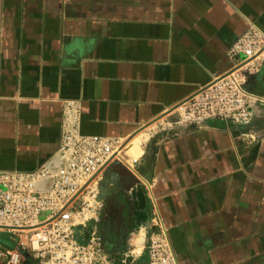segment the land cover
<instances>
[{
    "label": "crops",
    "instance_id": "1",
    "mask_svg": "<svg viewBox=\"0 0 264 264\" xmlns=\"http://www.w3.org/2000/svg\"><path fill=\"white\" fill-rule=\"evenodd\" d=\"M251 26L264 0H0V171L56 169L66 130L109 137L113 264H147L150 233L177 264H264V48L229 54ZM230 76L250 122L189 120Z\"/></svg>",
    "mask_w": 264,
    "mask_h": 264
},
{
    "label": "built area",
    "instance_id": "2",
    "mask_svg": "<svg viewBox=\"0 0 264 264\" xmlns=\"http://www.w3.org/2000/svg\"><path fill=\"white\" fill-rule=\"evenodd\" d=\"M264 36L254 26L230 48V56L254 58ZM245 81L222 79L188 112L192 122L209 117L248 124ZM116 141L102 135L62 134L56 169L0 171V264H113L103 245L100 221L105 210L98 173L115 154ZM161 233L147 235V264H177ZM122 264H125L122 262Z\"/></svg>",
    "mask_w": 264,
    "mask_h": 264
},
{
    "label": "rangeland",
    "instance_id": "3",
    "mask_svg": "<svg viewBox=\"0 0 264 264\" xmlns=\"http://www.w3.org/2000/svg\"><path fill=\"white\" fill-rule=\"evenodd\" d=\"M111 160H112V158H111ZM105 168H106V166H104V168L97 175V177L99 179V184H100L99 187H100V190H101V197H102V199H104V204H105V210H104V212L102 214V217H101V221H100L99 226H100V229L102 231L104 248H106L107 252L109 253L110 252L109 251V246H108L109 245V234L107 235L106 231L108 232V230L110 228V224H111V222L113 220V217H112L111 212H110L113 206H111V203H109V200L108 199L107 200L105 199V196L108 195V194H110L111 192L120 191L121 188L114 189L115 186L112 187V188H110V185H111L110 184L111 183L110 177L112 175L111 173L118 172L117 169L115 170V169L109 168L111 170L108 169V172H107V170H104ZM109 171H110V173H109ZM108 183H109V185H108ZM104 186H107L108 187L107 188V191H106L105 188H103ZM121 187H122V185H121ZM105 221H108L107 225L105 224L106 223ZM121 235H122V233H121ZM121 235L118 234V236H117L118 237V241L120 243L122 241ZM7 236L8 235L5 234V233L0 234V240H1V242H5L6 241L5 239H6ZM119 252L120 251H118V249H117L116 256L115 257H118L120 255ZM145 254H146V252H145ZM119 263L122 264L121 262H119ZM114 264H118L117 260H114Z\"/></svg>",
    "mask_w": 264,
    "mask_h": 264
},
{
    "label": "water",
    "instance_id": "4",
    "mask_svg": "<svg viewBox=\"0 0 264 264\" xmlns=\"http://www.w3.org/2000/svg\"><path fill=\"white\" fill-rule=\"evenodd\" d=\"M116 167H117V170H118L120 173H122V172H123V173H126L125 171H123V169L121 168L120 165L117 164ZM119 188H122L121 185H120V183H118L117 186L115 185V188H114V189H119Z\"/></svg>",
    "mask_w": 264,
    "mask_h": 264
},
{
    "label": "flooded vegetation",
    "instance_id": "5",
    "mask_svg": "<svg viewBox=\"0 0 264 264\" xmlns=\"http://www.w3.org/2000/svg\"><path fill=\"white\" fill-rule=\"evenodd\" d=\"M105 220H106V219H105ZM105 222H106L105 224L107 225L108 221H105ZM106 225H105V226H106ZM105 228H106V227H105ZM106 233H107V235H108V234H109V230H108V232L106 231Z\"/></svg>",
    "mask_w": 264,
    "mask_h": 264
}]
</instances>
